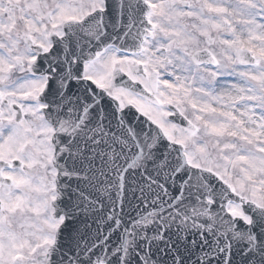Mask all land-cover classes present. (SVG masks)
Segmentation results:
<instances>
[{"label":"snow or ice","instance_id":"1","mask_svg":"<svg viewBox=\"0 0 264 264\" xmlns=\"http://www.w3.org/2000/svg\"><path fill=\"white\" fill-rule=\"evenodd\" d=\"M0 264H264V0H0Z\"/></svg>","mask_w":264,"mask_h":264}]
</instances>
